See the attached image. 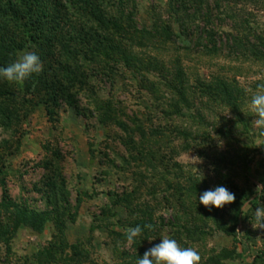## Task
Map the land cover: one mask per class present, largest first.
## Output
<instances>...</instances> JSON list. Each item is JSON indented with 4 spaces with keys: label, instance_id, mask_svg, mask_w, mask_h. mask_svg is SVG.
I'll return each instance as SVG.
<instances>
[{
    "label": "rangeland",
    "instance_id": "rangeland-1",
    "mask_svg": "<svg viewBox=\"0 0 264 264\" xmlns=\"http://www.w3.org/2000/svg\"><path fill=\"white\" fill-rule=\"evenodd\" d=\"M188 1L62 0L46 59L48 31L21 32L14 68L51 83L69 65L76 104L22 83L0 97L16 111L0 124V264H264V0H203L198 13ZM95 6L130 32L106 34L123 60L93 52ZM208 32L219 54L201 48ZM8 204L44 215V230ZM150 219L152 232L133 230Z\"/></svg>",
    "mask_w": 264,
    "mask_h": 264
},
{
    "label": "trees",
    "instance_id": "trees-1",
    "mask_svg": "<svg viewBox=\"0 0 264 264\" xmlns=\"http://www.w3.org/2000/svg\"><path fill=\"white\" fill-rule=\"evenodd\" d=\"M63 1L67 3L70 2L68 3L69 5L78 4V8H80V10L86 9L83 7L84 5L88 6V0ZM215 1L222 2L224 0ZM194 2L198 8L195 12L198 13L203 4V0L188 1L191 5ZM181 6L184 10L186 9L184 5ZM216 7L218 6L216 5ZM171 11H173V9ZM91 13L93 14L94 20L97 24V29L101 30L102 33L104 32L105 34L102 37L100 33H95V37L98 38L93 39L94 44L92 43L94 45L93 52L95 55L99 54L108 58L109 54L113 53L114 55L117 54V56L121 57L120 59L123 60L126 55L125 51L121 52L118 45L111 48L107 47L106 44L109 42L106 34L108 32L116 31L117 33L120 32L126 36L131 35L130 32L126 31L125 27L118 24L116 21L107 20L104 15L99 12L96 6L92 8ZM66 14V8L62 4V0H0V97L3 93L13 94L12 91L22 93V89L20 88V84L22 83L24 86L23 89H25L26 92L29 91V94H37L42 88H44L46 94L43 98L47 97L49 100L52 99L53 101L63 99L68 108H75L76 103L73 99L74 93L72 90L76 85V79L69 65H65L61 70L59 69V78L53 76V81L51 83H47L46 72L41 73L35 68H28L25 64L14 68V54L22 50L24 43L21 32L32 30L34 32H39L44 36V31H48L44 40L46 47L41 50V54L43 56L44 53L49 52L47 50L48 46L54 44L55 41H58V39L55 38L57 37L56 33H58L60 21L66 16ZM204 23L205 25L211 23L208 15L204 16ZM90 32H92L90 29L87 33L83 31L81 32V36H83V39H80L81 42H87V44L91 42V40L85 39L89 34H91ZM207 35L209 37V45H201V48L209 54H219V49H217L215 42L212 40L214 34L212 32H208ZM31 38L35 40L34 36H31ZM62 45H64V52L67 51L68 54L72 53L70 49V42ZM47 56L40 58L46 59ZM50 62H52L54 66H59L60 64L57 59L54 60L49 58L48 63ZM34 64L35 66H38L41 62L37 63V61H35ZM176 81L179 83L178 80ZM217 86L223 91L224 96H226L225 101H228L229 98L233 100L240 99L239 93H237L236 90L229 88V86L225 85V83L220 82ZM207 88L208 87L205 86L203 89L208 90ZM8 89H11V92L4 91ZM179 93L183 97V92L179 91ZM108 117L109 116L104 115L99 122L104 125L106 120H109ZM14 118L16 119L14 103L12 109L11 107L8 108L7 113L4 111V108L0 106V124H3L4 127H7L6 125L10 126V123L7 124L6 122H12V120L14 121ZM7 206L14 208L16 224L22 225L39 234L44 230L47 222L44 215L36 211L29 210L26 206H15L13 204H8ZM238 219L239 215H236L233 221L235 225L238 223ZM155 227H157V225L150 219L148 222H136L132 228L133 230L136 229L135 232L142 231L147 234L152 232ZM260 257L264 258V253L258 255L256 258L260 259Z\"/></svg>",
    "mask_w": 264,
    "mask_h": 264
}]
</instances>
